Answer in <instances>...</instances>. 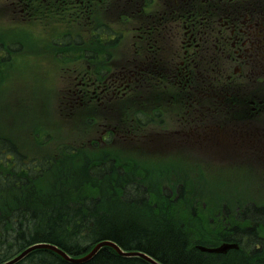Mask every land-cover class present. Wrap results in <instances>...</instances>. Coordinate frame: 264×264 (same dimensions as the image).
Segmentation results:
<instances>
[{"label": "rangeland", "instance_id": "374dc122", "mask_svg": "<svg viewBox=\"0 0 264 264\" xmlns=\"http://www.w3.org/2000/svg\"><path fill=\"white\" fill-rule=\"evenodd\" d=\"M34 1L37 5L43 3L41 0ZM54 1V5L60 6L55 14L59 18H23L14 0V3L11 0H0V54L3 49L10 54L7 63H0V138L8 137L23 153L40 158L43 165L51 161V170L45 175L37 173L35 178L39 180L36 181V186L30 188L42 191L49 188L55 178L51 172L56 164L60 172L64 170L71 175L81 173V165L85 164L90 171L89 175H92L91 170L95 169L92 163L102 161L112 165L116 162L121 167L111 169L114 175L108 182H104V186L119 189L116 181L120 179L119 175L125 176L126 183L137 184L149 195L151 209L135 205L126 208L121 205L122 197L111 195L114 192L112 188L105 203L110 207L117 205L114 209L121 215L127 214L141 222L146 218L151 226L155 225L153 218L162 224L157 216L160 215L164 221L168 220L176 227H181L187 235V245L191 246L197 242L196 237L204 238L207 233H213L212 228L220 225L223 211L235 212L236 209H243L252 203L258 205L257 207L264 206L263 165L256 166L258 171H251V167H247L251 173L242 172L239 176H245L248 180L241 183L238 179L226 176L223 170L213 168V163L197 160L199 149L196 145L203 140L194 139V134L190 139L186 136L189 131L203 128L196 124V119L187 120L188 114L183 112L189 106L186 98H180L179 102L175 100L177 94H181L178 85L162 84L156 71L149 72L154 67L139 68L134 74L127 75L130 66L128 60L123 58L128 59L130 49L123 48L128 43L127 35L137 29L125 28V24L129 25L135 17L132 20L127 19L129 21L126 23L114 24L118 14L111 10L116 15L109 16L107 11L110 10L106 9L107 5L115 3L114 0L96 1L91 7L82 6L80 0H68V4H63L61 0ZM151 3L152 9H157L158 5ZM132 14L138 16L135 11ZM103 23L124 33L119 41L116 40V47L115 44H100L90 33ZM70 33L73 35L75 49L67 47L63 42L52 45V38L68 36ZM178 39L180 40L179 35ZM95 65L106 69H112L111 66L114 65V71L122 74L118 77L116 74L111 76L115 80L112 87L108 88L111 91H115V86L120 84H129L115 91L116 93L105 92L96 99L93 96L91 104L114 107L113 111L116 112L112 115H97L92 120L97 124L72 114L70 108L62 106L66 99L63 96L69 94L68 86L75 85L78 80L76 77L88 74ZM212 73L207 71V79L213 77ZM143 74L150 82L146 78L141 79ZM97 75L99 79L104 77L98 73ZM207 79L205 80H212ZM205 80L197 76L195 82L205 89L209 85ZM164 89H168L167 93L176 95L173 98L174 104H165V108L151 113L153 108L150 105L154 100L158 101L165 96L166 101L168 94L166 95ZM96 91L99 95L100 89L96 87ZM89 94L92 95L90 92ZM104 95L107 97L103 100ZM202 99L201 97L196 108L201 106ZM143 100L146 105H142ZM189 108L191 109L190 106ZM180 111L178 133L183 130V134L172 135L176 139L183 135L181 141L185 145L181 146V153L174 155L170 151L163 155L162 146L159 144L146 149L141 142L146 143L147 138L151 137L156 139L159 133H167L173 129L176 126L174 115H178ZM108 121L113 124L115 131L104 141L100 137L101 126L98 123ZM164 136L166 134H162L160 138ZM122 140L135 142L136 147L121 143ZM222 153L223 151H219L218 157H224ZM164 158L168 159L162 160ZM170 158L176 164L167 161ZM42 168L45 169V166ZM178 187L182 188L179 195L182 198L176 191ZM174 192L173 197L171 194ZM176 198L181 202L176 203ZM184 204L197 207V213L178 215ZM203 210L206 211L205 218L202 217ZM198 224L207 233H195L193 230Z\"/></svg>", "mask_w": 264, "mask_h": 264}, {"label": "flooded vegetation", "instance_id": "af4514ba", "mask_svg": "<svg viewBox=\"0 0 264 264\" xmlns=\"http://www.w3.org/2000/svg\"><path fill=\"white\" fill-rule=\"evenodd\" d=\"M183 3L187 8L182 10ZM158 5L159 13L147 14L143 21L141 43L129 54L127 75L154 67L149 72L156 71L162 84L178 85L177 96L164 89L166 101L186 98L191 107L183 110L187 120L196 119L203 128L186 137L201 138L196 146L211 161L264 164V0H163ZM207 71L213 72L208 78L212 80ZM115 74L118 77L116 72L107 75L102 88L84 74L76 92L99 98L112 90L108 88ZM197 76L208 80L205 89L195 82ZM201 97L204 104L196 108ZM180 114L174 115L176 126L168 130L172 132L162 133L163 138L159 133L155 143L172 149L185 145L183 135H172L183 134L178 133ZM219 151L224 157H218Z\"/></svg>", "mask_w": 264, "mask_h": 264}, {"label": "trees", "instance_id": "16d2710c", "mask_svg": "<svg viewBox=\"0 0 264 264\" xmlns=\"http://www.w3.org/2000/svg\"><path fill=\"white\" fill-rule=\"evenodd\" d=\"M0 143L5 144V146H7L6 148H9V150H13V144H8L6 138H0ZM2 148L3 147L0 148V152H3ZM50 162L51 161H49V163L45 162L46 165H43L42 162L37 163L36 165L39 167L40 165L42 167L45 166V168H47L48 166H51ZM36 165L34 166L36 167ZM82 166L81 173H73L71 175L64 170L60 172L58 170V165L56 164L55 169L51 173L56 178L58 175H61L64 178L74 177V179H78L79 182L86 181V183H91V185L96 184L97 186L100 185L98 184L100 181L105 183L108 182V179H112L110 177L114 175V173H111V169L113 168L112 165L102 164L101 166H98V168L91 170L93 173L92 175H89L90 171H88L85 165ZM108 170H110L111 176L107 173ZM34 172L36 174L38 173V171ZM92 177H95V179H92ZM124 177L125 176L119 175L120 179H118L119 181L117 180L118 182L116 181V186L119 187L117 193L122 194V197L125 200L142 199L145 201L147 193L144 189H140L135 183H126ZM34 180L36 182L39 178L38 180L36 178ZM24 186H27V184ZM16 189L15 186L4 189L6 192L9 191L5 193L6 200L7 195L11 194ZM41 191L42 190L38 189L37 192ZM32 192L26 190V193ZM93 193L94 195L96 193V191L94 192V189ZM69 200V197H64L62 199V210L57 207V204L59 203V199L57 198L49 202L40 203L42 205L41 209L35 210L34 212L24 210L23 207L25 205L22 201L20 202V199H13V205L8 201L3 207L0 205V221L6 220L9 231L4 235L7 236V241H11L10 244L3 242L0 253V262L7 260L13 256L14 253L21 251L28 245L37 241H50L63 245L58 238L56 240L51 234L65 236L68 234V228L72 226L74 227L72 233L77 237L87 236L86 228H89L90 232L88 237L91 238V242L103 238L111 239L118 242L123 249L145 251L165 264H264V238L258 236V230L260 227L257 223H252L249 226L244 222L241 223L244 225L243 227H239L238 224L225 233L219 234V237L223 236L232 239V241H236L239 244V248L229 254L230 256L219 254H215V256H206L205 253L200 252L196 246L187 245V235L181 227H176V225H173L168 220L164 221L160 215L157 216L162 224L158 223L157 220L153 218L152 220L155 221V225H152L153 228L146 218L141 222L131 218V216L127 214L121 215L118 212L116 214L110 213L107 203L94 204L91 202V204H89V199H87V201L79 203L78 207L80 206V208L75 209V207H70L68 205ZM178 202H181V200ZM101 205L103 206L102 210ZM6 206H9V209H7ZM20 208V212L25 214L21 217L22 220L15 217ZM80 216L82 220L77 222ZM237 216L238 218L244 216L254 221H256L255 219H264V208L247 206L243 209V212L238 210ZM147 222L148 224H146ZM148 227L150 230H148ZM198 228L201 229L199 224ZM30 230L31 232L28 233ZM39 230H41V233ZM217 236H215V238ZM206 237H208V235L204 236V238ZM255 242L260 243L258 248H255ZM196 243L205 244V240L200 239L199 241L194 242L193 245H196ZM64 248L70 253L75 252V249L73 248ZM118 256L119 255L115 254L110 247H104L99 249L90 260L81 264H132L129 261H125V259L123 260L122 256ZM160 256H163L164 258ZM132 259L143 264L146 263L137 257H133ZM15 264L68 263L56 258L49 250L36 249L30 251L23 259Z\"/></svg>", "mask_w": 264, "mask_h": 264}, {"label": "bare ground", "instance_id": "6f19581e", "mask_svg": "<svg viewBox=\"0 0 264 264\" xmlns=\"http://www.w3.org/2000/svg\"><path fill=\"white\" fill-rule=\"evenodd\" d=\"M5 138L8 140V144L12 143L14 147H13V150H9V148H6L7 146H5V144L0 143V148L3 147L2 148L3 152H0V188H1L0 189V205L2 207L5 205V203L7 204V201L11 205H13L12 204L13 199H15V200L20 199V202L22 201L25 205L23 207L24 210H29L31 212L32 211L34 212L35 210L41 209L42 203L49 202V201L57 198V199H59V203L57 204V207L59 209H61L63 207L62 199L64 197H69L70 200H69L68 205L70 207L73 206V207H75V209H78V208H80V206L78 207L79 203H82L83 201H87V199H89V204H91V202L94 204H96V203L105 204V198L107 201L109 198L108 195L112 189L114 190V192H112L111 195H115V196L118 195L119 197H122V194L117 193V190H119V189H116V187H114V188L111 187L112 189L110 187H106V186H104V182L100 181L98 183L100 185L97 186L96 184L91 185V183H86V181L79 182L78 179H74V177L64 178L61 175H58L57 178L55 177L53 179L50 187L47 188L45 191L37 192L38 188H35V189L30 188L31 186H36V182L34 180L36 173L34 171H38V173H40V174L43 173V175H45V174H47V172L49 170H51V166H48L45 169H43L41 165L39 167L36 164L41 162L40 158L33 156V155H30L29 153L28 154L23 153L21 150L18 149L19 147L17 146V144H15L13 141H11V139H9L8 137H5ZM34 165H36V167ZM54 169H55V166L52 170H54ZM101 171H103V170H101ZM107 173L110 174V170H108ZM110 176H111V174H110ZM26 184H27V186H24ZM14 186L17 189L14 190L11 194H8L7 200H6L5 193H7L9 191L6 192L4 189L9 188V187L12 188ZM92 188L94 189V192L96 191L95 195L93 193ZM26 190L28 192H32V191L33 192L32 193H26ZM180 194L181 193L179 192L178 196ZM179 197L182 198L181 196H179ZM149 198H150L149 195H146L145 201H143L142 199L141 200L140 199L125 200L122 197L121 205L126 206V208H128V209L131 207V205L140 206V207H147V209H151L150 205H149ZM175 201H176V203H178L179 199L176 198ZM107 206L109 207L110 213L116 214L118 212L117 209H114V208L118 207L117 205L110 207L107 204ZM251 206L256 207L255 205H251ZM6 208L9 209V206H6ZM111 208H113V209H111ZM20 210H21V208L18 209L15 217L19 220H22L21 217L24 216L25 214H22V212H20ZM197 210H198L197 207H190L188 204H184L182 206V208L179 209L178 215L188 216L189 212L197 213ZM152 211H154V210H152ZM174 212H176V211H174ZM204 212H206V211L203 210L202 217L205 218L206 213H204ZM215 212H217V211H215ZM59 213H61V212H59ZM160 213H161V211H159L158 214H160ZM81 220H82V218L80 216L79 219L77 220V222H80ZM255 220L256 221L251 220L249 218H246L244 216H242L241 218H238L236 212H234V211H223L222 215H221V219H220V225L212 228L213 233H207L204 229H199L198 225L195 226V230H193V231L195 233H197V232L207 233L208 237H206L205 239L203 238V236H201V238L200 237H196V238L199 240L200 239L201 240H208L207 243H205V244L210 243V245L214 247L212 249L218 248V246L224 247L226 244H229V246L222 252L224 253L225 251H227L226 255L230 256L229 254H231L233 251H235L236 249L239 248V244L236 241H232V239H228V238L223 237V236L219 237V234L225 233L226 231L237 226L238 224H239L238 225L239 227H241V226L243 227L244 225H242L241 223L246 222L245 224L248 223L249 226L252 223H255V224L257 223L260 227L258 230V236L260 238L261 237L264 238V219H255ZM73 228L74 227H72V226L69 227L68 228V230H69L68 234L65 236H61L58 234H51L53 237H55L56 240L58 238V240L63 245H61L60 243H55V242H50V241L34 242V243L28 245V247L34 246L32 249H30L28 252H26L24 255H22L20 258H18L14 263H11V264H15V263L19 262L30 251L36 250V249L49 250L56 258L62 260L63 262H66L68 264L84 263V262L90 260L98 252L99 249L104 248V247L105 248L110 247L111 249H113L115 254L119 255L118 251L113 246L104 244V245H101L96 250V252L94 253V255L92 257L88 258L87 260L80 262V260H78V259H80V257L86 255L97 243H99L101 241L107 240V241L113 242L117 246H120V245L118 244V242L111 240V239H107V238L98 239L95 242H90L91 238L88 237V234L90 232L89 228H86L87 229V232H86L87 236H85V237H77L76 235H74L72 233ZM39 231L41 233V230H39ZM6 232H9L7 222H6V220H2V221H0V253L2 250L3 242L8 243V244L11 243V241H7V236L4 235V234H6ZM30 232H31V230L28 233H30ZM25 233H27V232H25ZM94 233H97V232H94ZM42 234H44V233H42ZM92 235H89V236H92ZM215 236H217V237L215 238ZM197 239H196V241H199ZM47 244L53 248H50L48 246H39V245H47ZM196 244L199 245V249L198 248L197 249L200 252L205 253L206 256L209 255V252L204 250V248L202 247V244H198V243H196ZM230 244H236V247H232V245H230ZM255 245H256L255 248H258L260 243L255 242ZM64 247L73 248V249H75V252L70 253L67 250H65ZM207 249L209 250V248H207ZM22 251L23 250L14 253L13 256H11L10 258H8L5 261L0 262V264H4V262L9 261L10 259L20 255V253ZM137 251L139 253L144 254L145 256L149 257L150 259H152L155 262V263H153L152 261H150L149 259H147L141 255L135 256V257L140 258L143 261H145L146 262L145 264H165L162 261L158 260L157 258H155L154 256L150 255L149 253H147L145 251H142V250H137ZM209 256H215V255H209ZM160 257L164 258L163 256H160ZM132 258L133 257H126V258L122 257L123 260L125 259V261H129L132 264H143V263H141L135 259H132Z\"/></svg>", "mask_w": 264, "mask_h": 264}, {"label": "water", "instance_id": "95a60500", "mask_svg": "<svg viewBox=\"0 0 264 264\" xmlns=\"http://www.w3.org/2000/svg\"><path fill=\"white\" fill-rule=\"evenodd\" d=\"M104 244H107V245H111L113 246L119 253H122V251L120 250V248L114 244L113 242H110V241H107V240H104V241H101L99 243H97L86 255L80 257V262L81 261H84V260H87L88 258H90L95 252L96 250L101 246V245H104ZM232 246H236V244H230ZM39 246H48L50 248H53L51 246H49L48 244L47 245H39ZM229 246V244H226L224 247H218V248H215V249H209V250H213V251H224L227 247ZM34 246H30V247H27L26 249H24L20 255L10 259L9 261H6L4 262V264H11V263H14L18 258H20L22 255H24L26 252H28L30 249H32ZM55 249V248H54ZM130 254H138V255H141L147 259H149L150 261H152L153 263H155L152 259H150L149 257L145 256L144 254H141L139 252H132Z\"/></svg>", "mask_w": 264, "mask_h": 264}]
</instances>
